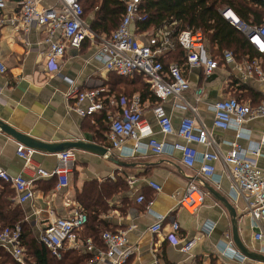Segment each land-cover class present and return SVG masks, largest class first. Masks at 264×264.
I'll list each match as a JSON object with an SVG mask.
<instances>
[{
  "label": "crops",
  "instance_id": "crops-1",
  "mask_svg": "<svg viewBox=\"0 0 264 264\" xmlns=\"http://www.w3.org/2000/svg\"><path fill=\"white\" fill-rule=\"evenodd\" d=\"M18 1L5 0L4 7L0 9V61L6 66V71L0 73V120L45 142L77 139L99 142L102 126L107 124L109 127V117L122 112L126 105L122 98L124 94L130 95L131 89L118 75L104 68L96 56L98 40L85 39L79 48L67 46L63 56L51 59L47 55L49 42L45 41V28L34 24L23 26L18 21ZM54 3L55 0H41L40 6ZM132 30L135 31L134 26ZM60 38L59 32L53 34V40ZM178 49L165 56L168 59H178ZM178 61L181 63L182 57L176 60ZM186 75L189 89L182 97L196 108L195 117L205 124L222 153L231 150L234 144L249 148L258 142L264 134V117L244 122L241 131L243 136L237 135L233 128L221 130L212 127V104L241 91L238 90L237 83L245 84L262 95L260 86L254 80L240 82L236 77L227 80L223 74L217 73L205 78L201 70L196 68L186 70ZM72 85L101 88L106 102L112 99L115 103H107L100 113L82 117L69 108L65 100V92ZM132 93L131 97L134 94L139 95L136 91ZM140 100L144 117L153 129V136L166 143L177 140L175 136L158 130L149 110L156 99H149L147 96L141 99L140 96ZM164 104L175 125L183 116L194 115L190 109L181 108L171 101ZM108 127L104 132L105 137ZM145 141L146 139H142L133 155L126 154L129 149L126 147H130L131 142L121 149L108 148L109 152L104 156L72 149L74 157L66 165L68 185L55 191L52 187L54 176L37 178L34 181V198L24 203L16 200L13 186L0 179V205L3 206L4 213V216L0 215V224H19L25 234V242L30 243L32 239L39 241V233L55 216L69 214L74 209L76 191L85 182L108 180L114 183L120 178L125 187L107 199V210L100 214V218L103 220L104 230L127 231L124 248L130 249V254L122 264H264L242 255V258L239 255L235 257L234 254H238V251L234 244L229 248L230 254L233 252L232 259L220 256L219 248L229 245L231 238L230 216L225 207L208 192L205 202L194 212H188L178 205L186 186L191 181L199 184L195 180L198 177L229 197V182L221 164L215 162V174L212 178H203L198 172V160L189 167L181 161L179 151L154 155L144 149ZM105 143L107 144L106 139ZM17 144L19 142L0 129V168L11 176L23 175L28 178L32 177L33 166H40L47 172L58 166L57 154L36 151L33 155L34 164L26 168L24 160L16 154ZM193 146L199 153L207 150L200 144ZM261 152L257 164L264 170V146ZM247 156L251 157L248 151ZM110 157L126 165L119 166ZM149 182L158 184L160 190H155ZM140 194L143 199L138 202L136 197ZM234 205L238 214L240 240L250 250L264 254V237L255 240L254 235L258 228L244 212L241 201ZM160 217H163L162 229L157 233L150 232L148 227ZM173 220L179 224V230L175 233L171 228ZM261 225L264 232V220ZM174 238L176 242L173 241ZM80 240L83 239L80 237ZM187 242L191 243L190 249L181 250ZM98 243L99 245L93 242L94 248L90 251L93 256L95 251L104 248L100 239ZM26 246L24 243V251ZM79 247L85 248L84 245ZM12 259L14 260L11 253L0 246V264H11ZM91 261L93 262V257ZM93 264L110 262L101 259Z\"/></svg>",
  "mask_w": 264,
  "mask_h": 264
},
{
  "label": "built area",
  "instance_id": "built-area-1",
  "mask_svg": "<svg viewBox=\"0 0 264 264\" xmlns=\"http://www.w3.org/2000/svg\"><path fill=\"white\" fill-rule=\"evenodd\" d=\"M41 0H19L18 21L25 27L36 25L45 28V41L49 42L47 55L53 58L63 56L67 46L79 48L85 39L98 40L96 56L101 60L104 68L118 76L133 78L140 76L148 85V89L156 101L149 107L156 121L158 130L163 134H170L178 138L169 143L158 140L153 136V129L144 117L140 96L134 94L129 100L122 98L124 109L117 116H110L106 137L108 148H124L131 142L126 151L133 155L144 142V149L154 155L173 153L175 150L181 154V161L186 166H193L198 160V172L203 178H212L215 174V162L222 166L224 175L229 182V198L233 204L239 201L243 204L244 212L250 216L254 226L258 228L255 240L264 237L261 221L264 220V170L257 164V158L262 155L264 134L253 146L244 148L234 144L233 148L222 153L216 141L212 138L205 124L195 117V107L191 106L182 95L189 89V80L186 70L199 69L205 78L214 73L223 74L225 79L236 77L240 82L247 79L254 80L261 88L262 99L257 104L244 102L233 95L223 97L212 104V127L226 130L233 128L237 135L243 136L242 125L250 119L264 117V17L258 24H249L241 20L230 8L220 11L223 18L238 30L251 44L260 56L237 58L230 49L221 52L212 51L201 30L183 29L175 36L168 27H160L151 33H140L138 36L132 30L136 20L141 19L138 4L140 0H124L125 11L117 28L109 36H99L89 28L83 19V10L79 0H55L50 6H40ZM264 8V0H259ZM5 5V0H0V9ZM59 32L60 39L53 40V34ZM141 36V37H140ZM180 47L183 51L182 62H170L163 66L162 58L168 52ZM216 48V46L214 47ZM6 71V66L0 61V73ZM101 88H82L72 85L65 92V100L69 108L82 117L92 116L102 112L108 102L102 94ZM179 100L180 102H176ZM181 108H188L193 116H183L175 125L170 113L166 110L164 102ZM246 138L248 137L245 135ZM200 144L207 148L199 153L193 146ZM247 151L251 157L247 156ZM36 151L21 143L16 146V154L24 160L26 168H30L33 155ZM58 166L47 172L40 166H33L32 177L23 175L11 176L0 168V179L9 182L16 191V200L19 203L30 201L35 196L34 181L45 176H54L55 191H60L68 185L67 163L74 157L72 149L57 153ZM159 191L160 186L154 182L148 183ZM207 197V191L199 184L191 181L184 189L178 200L179 207L188 212L196 211ZM143 196L136 197L141 202ZM88 217L78 208L72 209L69 214L55 216L39 233L42 242L51 254L59 259L64 246L78 248L84 245L87 251H92L94 244L91 238L80 240L79 230L87 223ZM163 217L148 228L152 233L162 229ZM175 232L179 230L176 221L171 222ZM21 227L19 224H0V246L11 253L19 264H28L21 240ZM104 248L95 251L93 262L107 259L110 264H122L130 254V249H125L127 231L103 230L99 234ZM80 240V241H79ZM173 241L176 242L174 238ZM233 242L230 238L229 245L219 248L220 256L233 258L230 254ZM191 243L187 242L181 250L188 251ZM241 254H234L236 257ZM242 258V257H241ZM156 264V263H155Z\"/></svg>",
  "mask_w": 264,
  "mask_h": 264
},
{
  "label": "trees",
  "instance_id": "trees-1",
  "mask_svg": "<svg viewBox=\"0 0 264 264\" xmlns=\"http://www.w3.org/2000/svg\"><path fill=\"white\" fill-rule=\"evenodd\" d=\"M79 1L83 10V19L88 23L89 28L99 36H109L117 28L125 11L124 0ZM226 7L233 10L241 20L249 24H258L264 17V8L259 0H140L138 10L142 17L135 21L134 29L136 33H151L166 26L170 28L174 36L183 29L201 30L214 52L230 49L237 58L259 57L260 55L256 53L247 39L221 15L220 11ZM215 46L216 48H214ZM177 48L179 49L176 52H180V55L176 60H179L183 57V51L180 47ZM166 56L162 58L164 67H167L170 62L176 61L168 59ZM118 77L131 89V93L138 92L141 99L146 96L149 99H155L149 91L148 85L140 76ZM237 86L241 91L235 93L237 95L235 97L239 100L257 104L262 99L260 92L253 88L242 83H237ZM131 93L130 95L124 94V98H130L133 94ZM107 127V124L102 126V130L99 132L100 140L97 143L106 145L104 132L107 131ZM55 184L56 178H54L52 187ZM124 187L125 183L120 178L114 183H110L108 180L102 182L90 180L76 191L74 208L84 211L88 217L87 223L79 230L83 242L87 238H91L95 244L99 245V234L103 231L102 226L104 225L100 214L107 210V199ZM2 207L0 205V215L4 216ZM24 235L22 231V245L24 243L27 245L25 254L29 264H93L91 261L93 255L86 248L64 246L61 249V257L56 259L42 242L35 239H32L30 243L25 242ZM11 264L19 263L12 259Z\"/></svg>",
  "mask_w": 264,
  "mask_h": 264
},
{
  "label": "water",
  "instance_id": "water-1",
  "mask_svg": "<svg viewBox=\"0 0 264 264\" xmlns=\"http://www.w3.org/2000/svg\"><path fill=\"white\" fill-rule=\"evenodd\" d=\"M0 129L7 133L9 136L13 137L17 142L34 149L37 152L57 154L64 152L66 150L75 149L93 153L99 156L107 155L109 149L106 145L99 144L97 142L85 139L77 140H65L61 142H45L33 138L27 134H24L7 123L0 120ZM110 160L119 166H125L126 163L110 157ZM204 189L207 190L208 194L213 196L218 200L227 210L230 216V227H231V240L237 249V251L244 257L264 262V254L254 252L250 250L241 240L238 233V214L237 209L229 197L219 193L212 186H210L204 179L198 177L195 179Z\"/></svg>",
  "mask_w": 264,
  "mask_h": 264
},
{
  "label": "rangeland",
  "instance_id": "rangeland-1",
  "mask_svg": "<svg viewBox=\"0 0 264 264\" xmlns=\"http://www.w3.org/2000/svg\"><path fill=\"white\" fill-rule=\"evenodd\" d=\"M231 95H234V96H236L235 94H231ZM104 230V229H103Z\"/></svg>",
  "mask_w": 264,
  "mask_h": 264
}]
</instances>
